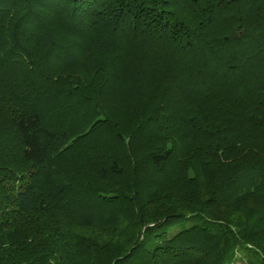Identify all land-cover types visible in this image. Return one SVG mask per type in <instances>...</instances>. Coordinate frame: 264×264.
<instances>
[{
    "label": "trees",
    "instance_id": "obj_1",
    "mask_svg": "<svg viewBox=\"0 0 264 264\" xmlns=\"http://www.w3.org/2000/svg\"><path fill=\"white\" fill-rule=\"evenodd\" d=\"M242 257L264 264V0H0V264Z\"/></svg>",
    "mask_w": 264,
    "mask_h": 264
},
{
    "label": "rangeland",
    "instance_id": "obj_2",
    "mask_svg": "<svg viewBox=\"0 0 264 264\" xmlns=\"http://www.w3.org/2000/svg\"><path fill=\"white\" fill-rule=\"evenodd\" d=\"M239 257V256H237ZM232 264H247L246 258L242 257L240 259L235 260Z\"/></svg>",
    "mask_w": 264,
    "mask_h": 264
}]
</instances>
